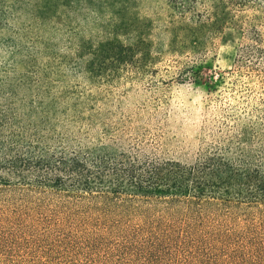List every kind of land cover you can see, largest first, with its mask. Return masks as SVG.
Segmentation results:
<instances>
[{
	"label": "rangeland",
	"instance_id": "374dc122",
	"mask_svg": "<svg viewBox=\"0 0 264 264\" xmlns=\"http://www.w3.org/2000/svg\"><path fill=\"white\" fill-rule=\"evenodd\" d=\"M38 2L0 0V94L13 88L49 151L193 163L244 128V148L264 149V0H82L53 29ZM108 40L131 50L100 55ZM22 193L0 190V202ZM82 252L61 264H89Z\"/></svg>",
	"mask_w": 264,
	"mask_h": 264
},
{
	"label": "trees",
	"instance_id": "16d2710c",
	"mask_svg": "<svg viewBox=\"0 0 264 264\" xmlns=\"http://www.w3.org/2000/svg\"><path fill=\"white\" fill-rule=\"evenodd\" d=\"M81 1L39 0L42 25L57 28ZM129 50L108 40L97 51L120 62ZM16 96L0 94V190L23 193L0 202V264H61L81 251L89 264H264V149L244 148L246 128L193 163L53 152Z\"/></svg>",
	"mask_w": 264,
	"mask_h": 264
}]
</instances>
